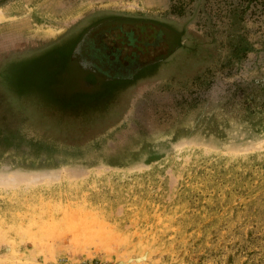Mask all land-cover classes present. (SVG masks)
Instances as JSON below:
<instances>
[{
	"label": "rangeland",
	"instance_id": "rangeland-1",
	"mask_svg": "<svg viewBox=\"0 0 264 264\" xmlns=\"http://www.w3.org/2000/svg\"><path fill=\"white\" fill-rule=\"evenodd\" d=\"M39 1L29 30L0 22V178L35 179L0 184V263L264 264V0H96L75 18L80 0H51L56 35L34 32ZM97 23L109 48L169 41L102 79L69 58Z\"/></svg>",
	"mask_w": 264,
	"mask_h": 264
},
{
	"label": "flooded vegetation",
	"instance_id": "flooded-vegetation-1",
	"mask_svg": "<svg viewBox=\"0 0 264 264\" xmlns=\"http://www.w3.org/2000/svg\"><path fill=\"white\" fill-rule=\"evenodd\" d=\"M100 26L101 23H97L96 25L89 27L84 33L81 34V36L77 39L74 46L72 47L69 58L71 61L76 59L75 61L78 63L79 67H81L83 70H86L89 74L96 77H101L102 79H109L105 75V73L110 68L111 69L109 73L112 74L123 72L125 74H133L136 71L141 70V68L145 64H147H143V62L145 61L143 59L147 58V55H141L139 53L145 54L162 52L161 50L164 43L166 41H169L168 31L165 32L163 29L157 30V33L155 35L157 43L150 42L152 43V46L149 49L147 48V46H144V48L146 49L142 51L137 50V52H139L137 53L133 50L132 47L139 49V46L136 45L137 43H135L134 39H132L131 33L127 32L126 34H129V38L127 40V43L123 42L124 46H113L109 48L105 46V43L103 41V38L106 37L105 33L98 30ZM168 30L173 35H180L177 28ZM177 45L178 42L173 43L171 50H173V48ZM115 74L114 76L112 75L113 77H110L117 80L127 78V76H116Z\"/></svg>",
	"mask_w": 264,
	"mask_h": 264
},
{
	"label": "bare ground",
	"instance_id": "bare-ground-1",
	"mask_svg": "<svg viewBox=\"0 0 264 264\" xmlns=\"http://www.w3.org/2000/svg\"><path fill=\"white\" fill-rule=\"evenodd\" d=\"M49 1H51V0H42V1H39V2H41V6L38 5V4H36L35 7L33 6V8H35L38 11V14L41 16V18L46 20V23L42 24L34 32H41L42 31V32H44L45 34H48V35H56V34L60 33L63 30V27H61L59 24L56 23V19H55L56 17H55V15H53V10H54L53 7H51V6L46 7L47 2H49ZM120 2L123 3V4H131L132 3L131 0H128L127 2L121 0ZM95 3H97L96 0H89L84 5L90 6V5H93V4L95 5ZM25 8H27L28 11L23 13L22 10L25 9ZM30 9H32V7L30 8L28 6L27 2H24V0H17L15 2V4L10 5L9 8H0V22H3V21H5V23L13 22L12 25L17 27V31L18 32L27 31V30L30 29V18H31L30 17V11H29ZM80 10L81 9H77L76 10V13H74V15H72L73 18L77 17V14L80 13ZM68 19L66 18L67 22H69ZM31 20H32V18H31ZM21 174H23V176L26 175L24 173H21ZM7 175H10V174H7ZM5 176L0 178V184L8 183L9 186L10 185L13 186L11 184V183H13V184H18V186H19V184L21 182L29 183L31 180H33V181L35 180L32 176H29V175H26V177H22V176L21 177H17V176H14V175L13 176H9V177L8 176L5 177ZM14 187H16V186L14 185Z\"/></svg>",
	"mask_w": 264,
	"mask_h": 264
},
{
	"label": "crops",
	"instance_id": "crops-1",
	"mask_svg": "<svg viewBox=\"0 0 264 264\" xmlns=\"http://www.w3.org/2000/svg\"><path fill=\"white\" fill-rule=\"evenodd\" d=\"M86 1H87V0H80V1L76 4L75 7H71V8L69 9V15H74V13H76V10H77L80 6H82V7H81V10H80V13L77 14V17L82 16L86 11L89 10V8H88L89 6L84 5ZM95 4H98V3H95ZM90 6L93 7L94 4H93V5H90ZM72 8H73V9H72ZM83 11H84V12H83Z\"/></svg>",
	"mask_w": 264,
	"mask_h": 264
}]
</instances>
